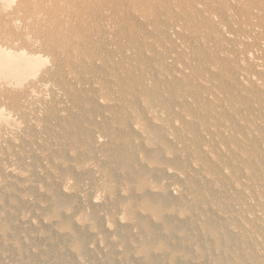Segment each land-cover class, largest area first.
Here are the masks:
<instances>
[{"label":"rangeland","instance_id":"obj_1","mask_svg":"<svg viewBox=\"0 0 264 264\" xmlns=\"http://www.w3.org/2000/svg\"><path fill=\"white\" fill-rule=\"evenodd\" d=\"M135 1L152 29L101 0L77 84L3 144L23 175L0 169V264H264V89L229 78L206 27L172 47L166 29L202 15Z\"/></svg>","mask_w":264,"mask_h":264},{"label":"bare ground","instance_id":"obj_2","mask_svg":"<svg viewBox=\"0 0 264 264\" xmlns=\"http://www.w3.org/2000/svg\"><path fill=\"white\" fill-rule=\"evenodd\" d=\"M100 1L0 0V150L4 143L16 146L21 117L39 115L51 100L63 103L61 85L77 84L76 67L67 64V60L78 58V44L96 36V32L85 31V23L93 15H108V9ZM164 1L172 2L176 16L202 15L201 19L186 18L166 29L176 35L172 47H180L183 39L194 38L190 26L206 27L215 44L221 46L216 49L217 58L234 62L229 78L239 80L241 85L264 89V0H182L185 4ZM92 5L97 7L90 12L88 8ZM126 12L132 20L152 29L150 12L140 2L133 0ZM106 26L111 28L113 23ZM198 40L203 42L202 38ZM153 48L160 47L153 45ZM57 66L61 67L59 74ZM176 67L187 70L184 65L176 64ZM207 69L210 73L218 72L216 64H210ZM97 103L101 104V99ZM148 115L153 117L150 111ZM30 123L32 130L40 128L37 121ZM102 141L101 136L96 137V142ZM12 156L8 154L6 164H0V169L22 176ZM59 185L63 192L68 190L67 179ZM95 198L97 202L101 197Z\"/></svg>","mask_w":264,"mask_h":264}]
</instances>
